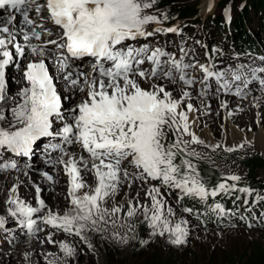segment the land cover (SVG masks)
I'll return each mask as SVG.
<instances>
[{
  "label": "snow or ice",
  "instance_id": "6c2138e0",
  "mask_svg": "<svg viewBox=\"0 0 264 264\" xmlns=\"http://www.w3.org/2000/svg\"><path fill=\"white\" fill-rule=\"evenodd\" d=\"M156 2L0 0V10L7 13L0 18V160L5 152L31 159L39 142L46 139L44 151L49 155L59 153L49 163L61 165L69 177L68 207L63 214L39 198V185L35 187L36 206L21 199L16 186L9 190L7 216L29 236H36L44 230L41 225H46L86 241V232H102L110 221L115 226L120 214L134 218L139 213L152 235L167 234L172 244L183 245L187 242V221L173 223L169 219L175 212L166 206L167 193L161 191L162 187L182 193L178 199L201 201L221 192L239 191L250 196L254 191L227 183L239 181L237 175L226 176L224 182L209 189L191 159L176 163L179 154L198 155L190 145L204 144L189 118L197 110L190 102L197 81L188 74L195 65L185 63L183 57L176 59L161 48L132 43L161 32L179 33L178 27L148 30L149 25H162L168 19L166 14L149 11ZM20 60L25 62V86L10 97L6 69L10 65L18 67ZM50 65L60 74L65 93L57 90ZM199 68L204 78L199 81L203 87L197 97L205 96L212 79L219 84L217 92L225 95H243L238 86L233 91V81H243L247 86L256 79L264 88V78L258 76L264 73V67L251 68L248 79L240 65L230 73L231 80L224 71H213L207 65ZM176 84L181 87L174 95L170 86ZM73 95H79V100L66 105L64 99ZM221 106L227 108V102L222 101ZM74 147L79 151L70 150ZM224 150L236 149L225 146ZM128 166L135 171L130 173ZM12 170H18L15 160L0 163V172ZM83 173H88L93 182L89 183ZM43 176L53 181L49 173ZM150 180L159 183L149 184ZM137 181V186L144 188L146 203L140 202L137 192L126 206H108L125 185L130 189ZM215 210L219 214L225 211L220 204ZM184 211L190 214L192 209ZM6 223V216L0 215V229L7 231ZM52 235L46 237L49 244L56 243ZM114 235L126 242L118 233ZM59 248L65 256L75 251L65 242H60ZM45 260L58 264L59 258L48 253Z\"/></svg>",
  "mask_w": 264,
  "mask_h": 264
},
{
  "label": "rangeland",
  "instance_id": "374dc122",
  "mask_svg": "<svg viewBox=\"0 0 264 264\" xmlns=\"http://www.w3.org/2000/svg\"><path fill=\"white\" fill-rule=\"evenodd\" d=\"M251 1L253 0H187L183 3V6H189L196 9V17L198 18H188L178 21L177 23L181 25L185 21L193 22L185 29V32L190 34L192 41L200 38L206 44L210 42L226 44L227 34L223 35L224 32L222 29L209 30V27H212L210 24L211 21L216 17H221L226 19L227 23L231 25V23L241 15L242 10L248 6L251 20L245 22L246 30L264 43V32H261L259 26L256 24L259 16L257 12H254L253 9H251L252 7L250 8V5L252 4ZM246 2L251 3L249 5L246 4ZM158 10L159 9L154 6L149 11L153 14L159 15L158 12H160V10ZM181 41L183 42V40ZM186 43L188 46L191 45L194 49L197 48L194 42ZM202 48H197L198 52H201ZM231 48L233 49V47H229L230 55H235ZM204 55H206V53H204ZM223 60H226V58H220L219 62H222ZM227 60H229V58H227ZM235 60L238 61L239 59L235 57ZM254 62H257V60H254ZM24 63L23 60H20L18 67L10 65L6 69V80L10 83L8 86V95L10 97L15 96L22 86H25L22 76L19 75L18 78H15L19 72L22 71ZM242 63L244 62L242 61ZM242 63L239 65H242ZM263 64L264 62H262L261 67H264ZM239 65L234 66L233 69L227 68L224 70V72L228 74L227 79L231 80L230 73L235 71ZM211 69L214 71V67H211ZM197 71V76H201L200 69H197ZM244 72L246 73V77L251 79L250 70L247 73L244 69ZM258 76L264 78V73H258ZM199 81L200 80L197 79V86L201 89L202 85ZM232 83L233 91H235L237 86L242 89V96L236 97L235 95H225L222 93L220 100L214 97L207 99L198 97L199 102L203 105H211V103L214 102L218 107L222 101H226L228 106L227 108L220 107V111L218 110L216 113L212 111L206 113L205 117L208 119L211 117L215 122V125L212 126L211 129L214 137L213 139L209 138L204 141V144L190 145V148L198 153L197 156L191 158L208 165L211 169L218 172L219 176L223 179L229 175L239 176V181H227L230 185L236 184L237 189L241 188L239 186L248 188V186H250L249 184H251V186L255 188V192H263V187L260 185L264 186V169H259L254 176L253 182H251V178L248 177V173L239 162V159L244 155L256 156L264 159V154L261 153L258 146L253 142L242 141L231 144L225 141V124L223 120L219 119V116L221 113L223 115V112H226L228 109L229 112H231L233 105L237 104L240 106L247 104V112H252L253 109L255 110L259 107H264V88L261 87L259 81L256 79H252L251 83L247 84V86H245L243 81H233ZM179 87H181V85H179ZM191 91L197 96L198 90L194 92L191 89ZM73 96L72 99L65 98L66 105H70L79 100V95ZM255 99L256 102H261L256 103ZM65 111H67V109H65ZM243 111H245L244 107ZM243 111L237 113L234 120L233 118L231 119L233 120L234 127L237 130L238 128L240 129L238 134L245 138L251 136V134L257 135L260 132V123L254 122L251 118L244 116L245 112ZM238 123L243 127L241 128ZM262 124L264 129V122ZM208 125L209 123H202V132L206 130ZM185 139H187V137H185ZM171 140L172 134L169 132L168 142L170 143ZM217 144H219L220 147L214 149L213 146ZM240 144H243L244 147L238 148L237 146ZM225 146L233 147L236 150L225 151ZM36 171L37 170L33 171V169H28L14 170L13 172H0V215L6 216L7 225L12 223L11 218L7 216V205L5 204V199H7L6 196L10 194L9 190L13 186H16L20 198L27 203L36 206L35 197L37 194L35 192V187L38 183L35 182L34 178L36 179L37 177L39 178L38 181H41V183H44L46 186L52 187L47 189V193L54 194L51 196V199H53L52 201L55 206H50V208L63 214L68 207L67 195L69 189H65L64 191L62 189L61 193L58 191L56 185V178L60 177V181H65L64 183H61V185L65 187L69 186V183L66 184L69 179L66 177L67 175H65L63 167L57 164V166L50 172L46 170L47 173L53 176V181H51L50 184L47 183L48 181L43 176V173L46 171ZM39 173L41 174L35 177ZM54 180L56 181L55 183ZM139 183L140 182L137 181V183L130 189L125 185L124 188L109 201L108 206L111 207L113 204L126 206L130 196L136 195L137 192H139L140 202L146 203L147 200L144 196V188L138 187L137 185ZM161 191L164 192L163 189H161ZM240 193L241 196L242 192ZM220 194L224 195L225 193L221 192ZM170 199V197H168V199L166 198V206L170 205L175 212V215L169 217V219H171L173 223H177L182 219L187 221V224L184 225L188 232L187 242L183 245L172 244L167 234L164 236L152 235V229L148 227L147 221L144 219L143 215L139 213L134 218H128L127 216L120 214V216L116 218L115 226H113L110 221L108 225L104 226L106 230L102 232H86V241L81 240L79 236L68 235L62 231H56L52 235V239L56 241V243L49 244L46 240V237L49 234H41L31 239L23 240V242H20L21 245L20 243L18 244V248L13 254H1L0 260H11L14 264H47L45 255L53 253L59 258L58 264H146V262H149L148 264H197L203 256L205 257L210 253L220 257L221 260L230 256H232L233 259L238 260L251 251H256L260 248L264 249L263 214L257 213L254 218L249 219V222L246 225L241 224L242 222L239 221V219L234 220L232 224L226 223L223 225L213 222L206 225L197 218L195 209H192V212L189 214L184 211L188 204L184 203L183 207H180L171 204L169 201ZM46 204L49 206L50 201L46 202ZM253 211L255 212L254 209L252 212ZM129 226L132 228L131 231L129 230ZM13 228V226L9 227V229ZM116 233L119 234V237L126 238V242L114 235ZM35 241L41 242L42 245L34 247L33 243ZM60 242H65L73 247L75 250L74 254L71 256H65L59 248ZM89 245H91V247H89ZM26 253L28 254V259L25 258ZM191 260L192 263H189Z\"/></svg>",
  "mask_w": 264,
  "mask_h": 264
},
{
  "label": "trees",
  "instance_id": "16d2710c",
  "mask_svg": "<svg viewBox=\"0 0 264 264\" xmlns=\"http://www.w3.org/2000/svg\"><path fill=\"white\" fill-rule=\"evenodd\" d=\"M186 1L187 0H157L154 6L155 8L160 9V12H158V14L163 13L168 17V19L164 21V25H170L176 20L192 18L196 15V9L189 6H183V3H185ZM251 2L252 4L250 5ZM251 2H246V4H249L250 8L252 7L251 9H253L254 12H257L259 19L256 21V24L259 26L260 31L264 32V0H253ZM248 9V6H246L245 9L242 10L241 15H239L238 18H236L231 23V42L234 41L239 46L240 50H242V52H250L254 54L258 52L259 48H263V44L259 38H256L255 35L250 34L246 30L245 22L251 20L250 12ZM212 24H214L215 27H223L224 21L221 17H216L213 19ZM75 63L78 64L77 61ZM183 159H191V162L195 166L203 183L209 189H212L219 183L224 182V179L219 176L218 172L200 161H195L191 157H186L182 154H179L177 156L176 163L180 164ZM239 162L246 169L248 177L251 178V182H253L256 172L259 169H264V159L260 157L244 155L239 159ZM249 185L250 186H248V188L254 190L252 194L249 196L247 193H242L241 196L249 197L248 204H261L262 206H264V199H259L258 197L253 199V194L256 190L251 186V184ZM260 186L263 187L262 191L264 192V186ZM239 187L244 188L242 186ZM240 194L241 193L239 191H230L222 195L221 198H239L241 197ZM261 197H264V193ZM148 263L149 262H146V264ZM189 263H192V260ZM197 264H264V249L260 248L256 251H251L238 260L233 259L232 256L221 260L220 257L212 255L210 253L205 257L203 256L202 259H200V262Z\"/></svg>",
  "mask_w": 264,
  "mask_h": 264
},
{
  "label": "bare ground",
  "instance_id": "6f19581e",
  "mask_svg": "<svg viewBox=\"0 0 264 264\" xmlns=\"http://www.w3.org/2000/svg\"><path fill=\"white\" fill-rule=\"evenodd\" d=\"M205 1H207V0H205ZM4 14H1L0 15V18H4V17H6V16H3ZM178 21H174L173 22V24H177L178 26H181L179 23H177ZM190 35V34H189ZM172 37L173 38H175V39H177L178 37H181V35L180 34H178V33H173L172 34ZM78 62V64L79 63H81L80 61H77ZM23 69V68H22ZM50 73L54 76V83L57 85V90L59 91V92H61V93H65L66 92V89H64V87H63V81L59 78L60 77V74L57 72V70H56V68L55 67H52L51 65H50ZM19 75L20 76H22V71L21 72H19V74L15 77V78H18L19 77ZM9 84L10 83H8V86H9ZM177 86H175V85H171L170 87L172 88V89H174V95H176L178 92H179V90H180V87H179V85L178 84H176ZM23 87V86H22ZM72 97H74V96H72ZM79 97V96H78ZM236 97H238V96H236ZM243 99V98H242ZM220 100V99H219ZM191 103H193L194 104V106L197 108V110L196 111H194V112H192V113H190L189 114V118H190V120L191 121H194V123H193V125H192V128H193V130L195 131V133L197 134V136L201 139V140H203V141H206V140H208L209 138H211V139H213V133H212V126H214L215 125V122L211 119V117L208 119V118H206L205 116H206V113L208 112V111H212V112H218V110L220 109V107L221 108H223L222 106H221V104L220 105H218V107H217V104L216 103H211V105H210V107H205V105H203L201 102H199V100H198V97L195 95V94H193V99L190 101ZM252 102V101H251ZM255 102H256V99H255ZM261 102V101H260ZM260 102H256V103H260ZM64 103H65V99H64ZM262 104V103H261ZM264 104V103H263ZM232 105V104H231ZM243 107H244V109H245V111H243ZM246 107H247V104H245V105H233V109H232V111L231 112H229V109L228 110H226V112H223L224 114L222 115V113H221V115L219 116V119L220 120H223V122H224V127H225V129H226V131H225V134H224V140L225 141H227V142H229V143H238V142H242V141H248V142H253L254 144H256L257 146H258V149L261 151V153H263L264 154V129H263V122H264V107H259V108H257V109H253V111L252 112H247L246 110ZM215 110V111H214ZM220 111V110H219ZM245 112V115L244 116H246V117H249V118H251L252 119V121H254V122H257V123H260V132L257 134V135H254V134H251V136H249V137H243V136H240V134H238L239 133V131H240V129L238 128V130L234 127V125H233V120H234V118H235V116L237 115V113H239V112ZM227 113V114H226ZM233 118V120H231ZM209 123V125L207 126V128H206V130L204 131V132H202V123ZM238 125L242 128L243 126H241V124L240 123H238ZM207 131H208V133H209V135H208V133H207ZM74 151H76L75 149H73ZM36 151V150H35ZM35 151H34V153H35ZM46 171V170H45ZM47 172V171H46ZM41 173H39V174H37L35 177H37L38 175H40ZM83 175L85 176V178L86 179H88V181H89V183H92L93 182V178L88 174V173H83ZM68 179H69V177L68 176H66ZM59 178L60 177H57L56 178V181H57V188H58V191L59 192H61L62 191V189H63V191L66 189V190H68L69 189V186H62L61 185V183H64L65 181L63 180V181H60L59 180ZM38 177L35 179L34 178V180H35V182H37L38 183V185L40 186V188L42 189V192L39 194V198H42V199H44V201L45 202H48V201H50V204H49V207L50 206H53L54 205V202L52 201L53 199H51V196H53L54 194H51V193H47V189L48 188H52L51 186H46L44 183H41V181H38ZM48 181V180H47ZM55 180H54V183L56 182ZM50 182L51 181H48L47 183H49L50 184ZM69 183V181H67L66 182V184H68ZM65 187V188H64ZM54 189V188H53ZM57 191V190H56ZM82 191H86V189H83ZM62 193V192H61ZM9 196V195H8ZM8 196H6V197H8ZM62 200V199H61ZM60 200V201H61ZM5 201H6V199H5ZM4 203V202H3ZM56 203V202H55ZM57 204V203H56ZM5 205V204H4ZM55 206V205H54ZM59 210V209H58ZM16 227V226H15ZM11 231H13L14 232V234L15 233H17V232H15L16 230H15V228H13V229H11ZM48 234V233H47ZM38 235H40V233L38 234ZM45 235V234H44ZM18 236H16V238H17ZM23 242V241H22ZM20 245H21V243H20ZM42 245V243L41 242H34L33 243V246L34 247H36V246H41ZM1 259V258H0ZM0 264H14L13 263V261H6V260H0Z\"/></svg>",
  "mask_w": 264,
  "mask_h": 264
},
{
  "label": "clouds",
  "instance_id": "9594fccd",
  "mask_svg": "<svg viewBox=\"0 0 264 264\" xmlns=\"http://www.w3.org/2000/svg\"><path fill=\"white\" fill-rule=\"evenodd\" d=\"M12 172H13V171H12ZM38 236H39V235H38ZM34 237H36V236H34ZM31 238H33V237H28V238H26L25 240H28V239H31ZM25 240H24V241H25ZM21 242H22V241H21Z\"/></svg>",
  "mask_w": 264,
  "mask_h": 264
}]
</instances>
